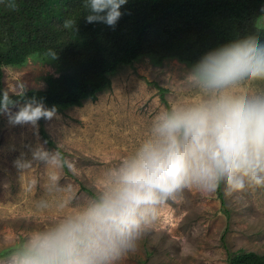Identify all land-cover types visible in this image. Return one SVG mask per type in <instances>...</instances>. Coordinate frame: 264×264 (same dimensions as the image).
<instances>
[{
	"label": "clouds",
	"instance_id": "obj_1",
	"mask_svg": "<svg viewBox=\"0 0 264 264\" xmlns=\"http://www.w3.org/2000/svg\"><path fill=\"white\" fill-rule=\"evenodd\" d=\"M127 2L82 0L84 18L114 27ZM0 7L16 10L18 0H0ZM61 26L76 31L77 22L69 16ZM182 80L186 97L159 108L131 150L102 170L79 203H73V186L60 182L62 170H78L59 147L38 145L30 159L17 158L21 176L36 163L43 166L42 195L33 205L58 214L14 240L2 264H121L158 221L162 206L184 190L211 199L219 190L264 188V37L209 49ZM12 103L0 94V112ZM54 111L33 97L9 120L35 124ZM32 187L30 182L24 191Z\"/></svg>",
	"mask_w": 264,
	"mask_h": 264
},
{
	"label": "rangeland",
	"instance_id": "obj_2",
	"mask_svg": "<svg viewBox=\"0 0 264 264\" xmlns=\"http://www.w3.org/2000/svg\"><path fill=\"white\" fill-rule=\"evenodd\" d=\"M259 23L264 25V16ZM188 67L176 59L157 61L149 55L122 66L96 100L86 99L81 106L43 118L53 147L41 136L39 120L35 124L10 122L9 116L24 102L2 112L0 252L58 214L54 209L38 211L33 205L42 195L43 166L36 163L21 176L14 163L17 158L30 159L38 145L59 147L78 170L76 175L62 170L60 182L73 186L74 204L81 202L99 183L102 170L131 150L151 116L170 101L186 97L189 90L182 78ZM56 73L55 65L32 58L20 67L4 66V91L44 88L45 77ZM30 182L31 192L24 191ZM221 191L224 203L218 192L214 198L201 199L190 190L167 201L158 221L121 264H229L230 256L242 251L263 254L264 188L231 194Z\"/></svg>",
	"mask_w": 264,
	"mask_h": 264
},
{
	"label": "trees",
	"instance_id": "obj_3",
	"mask_svg": "<svg viewBox=\"0 0 264 264\" xmlns=\"http://www.w3.org/2000/svg\"><path fill=\"white\" fill-rule=\"evenodd\" d=\"M86 12L82 0H18L16 10L0 7V94L13 102L9 107L34 97L64 113L96 100L113 74L145 55L191 66L219 44L264 37V0H128L114 27L86 22ZM69 16L76 31L61 26ZM31 58L55 65L57 73L45 77L44 88L6 93L4 66L20 67ZM39 121L41 136L53 147L43 117ZM218 195L224 203L221 190ZM229 264H264V253L242 251Z\"/></svg>",
	"mask_w": 264,
	"mask_h": 264
}]
</instances>
